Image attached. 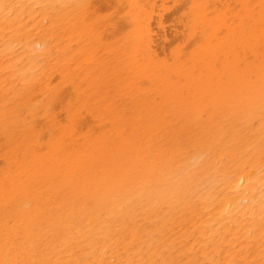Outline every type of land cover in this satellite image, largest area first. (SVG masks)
Returning <instances> with one entry per match:
<instances>
[{"label":"bare ground","instance_id":"bare-ground-1","mask_svg":"<svg viewBox=\"0 0 264 264\" xmlns=\"http://www.w3.org/2000/svg\"><path fill=\"white\" fill-rule=\"evenodd\" d=\"M0 264H264V0H0Z\"/></svg>","mask_w":264,"mask_h":264},{"label":"rangeland","instance_id":"rangeland-1","mask_svg":"<svg viewBox=\"0 0 264 264\" xmlns=\"http://www.w3.org/2000/svg\"><path fill=\"white\" fill-rule=\"evenodd\" d=\"M169 4H170V3H169ZM169 25H170V24H169ZM169 28H170L169 30H171L172 27H169Z\"/></svg>","mask_w":264,"mask_h":264}]
</instances>
